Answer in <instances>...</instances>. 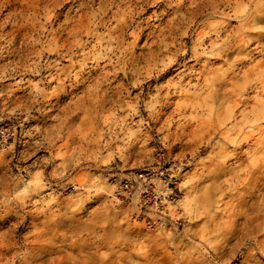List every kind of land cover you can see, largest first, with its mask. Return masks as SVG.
<instances>
[{
	"label": "clouds",
	"instance_id": "obj_1",
	"mask_svg": "<svg viewBox=\"0 0 264 264\" xmlns=\"http://www.w3.org/2000/svg\"><path fill=\"white\" fill-rule=\"evenodd\" d=\"M19 2L0 0V228L41 222L91 264L264 256V227L233 222L264 219V0H72L64 22ZM35 238L11 264H44Z\"/></svg>",
	"mask_w": 264,
	"mask_h": 264
},
{
	"label": "rangeland",
	"instance_id": "obj_2",
	"mask_svg": "<svg viewBox=\"0 0 264 264\" xmlns=\"http://www.w3.org/2000/svg\"><path fill=\"white\" fill-rule=\"evenodd\" d=\"M41 3L42 0H20L19 5H14L10 10L24 15L30 6L39 7ZM51 4L54 6V17L60 18L62 22L72 18L74 9L72 0H51ZM5 6H7V0H5ZM25 19H27L26 16ZM146 30L147 29H144V31ZM144 31L141 32V38L144 36ZM23 32L24 29L21 27L17 35ZM80 103V99L72 100L68 102L65 108L68 110L73 104L79 106ZM187 135L190 140L196 141L203 138L206 133L201 132L198 128H191L187 131ZM257 162L258 161H253V163ZM245 195L247 196L248 194L245 193ZM250 202V200L237 202L236 207L243 210ZM233 222L236 225L242 224L243 229L248 233H254L257 227H264V219H256L254 223H249L248 220L242 222L240 217L237 216L234 217ZM32 223L35 224V227L29 228L28 218L25 217L23 220L13 221L7 227L0 228V264H11L15 253H12L10 250L18 245L17 237L19 235H35L36 238L32 240L31 243L36 246L37 249L45 253H51L44 264H66V259L68 257H72V264H76L77 260H81V258L76 256L70 249L66 252H57L53 245H58L60 241L55 237L43 235L46 229L41 222L33 221ZM26 228H29L27 232L25 231ZM234 247L236 246L234 245ZM163 259L164 256L162 255L158 258V261H162ZM81 264H91V257L87 253H85L82 258ZM225 264H264V256H261L259 253L253 254L240 249L239 251H233L231 256L226 258Z\"/></svg>",
	"mask_w": 264,
	"mask_h": 264
}]
</instances>
